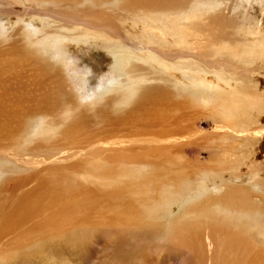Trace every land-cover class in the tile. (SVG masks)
<instances>
[{"label": "rangeland", "instance_id": "rangeland-1", "mask_svg": "<svg viewBox=\"0 0 264 264\" xmlns=\"http://www.w3.org/2000/svg\"><path fill=\"white\" fill-rule=\"evenodd\" d=\"M189 1L190 0H169V2H171L169 3L168 0H118L119 5L127 4L129 8L120 9L119 16L106 14L104 18L101 17L103 19L102 21L110 24L105 25L109 35L121 40L122 43L134 53L137 52L139 55L141 54V57L138 54H132L137 56L139 58L137 60L139 61L132 62L133 64H131V67H133L135 75L149 79L140 85V90L137 95L132 97L130 102L125 105L117 106L115 104L117 101V93L115 91L107 92L105 95L103 94L104 96H98L96 94L97 78L101 75L100 73L106 71L105 69L111 61L108 56H101L97 54V52L91 51L86 47L80 48L76 46L72 50L65 51L66 53L61 51V53L54 55V58H56L57 55L58 57L62 56L61 59L63 61L62 65L58 63L54 64L53 60L49 61L44 57L42 50L39 48L36 50L29 47L27 42H19L18 38L20 36L17 35H19L20 32L15 29H18L19 25H14L6 30V33H3L6 37L5 41L8 42H0V114L5 115V117L0 115V141L9 148L17 149L16 147L19 142L23 140L30 131L32 132L35 123L41 121L54 123L56 131L55 134H49L50 136L33 137V139L24 146L27 147L29 145L28 147L31 150L28 147L25 148L24 151L22 150V157L20 156L22 159L32 158L40 162L31 164V169L36 167L39 169L40 167V180H37V182L39 181L38 185L34 188V190H38V193L30 195L29 192H26L25 194L27 195L25 196L24 194L26 199L25 197L22 199L23 196L21 198V196L14 195L15 191L9 189L5 193L3 191L0 193V231L3 224L5 222V224H9L13 216H15V218L17 217L18 220L24 219L25 221L29 216L28 223H26L30 225L32 220H38L34 217L33 213L38 211L40 207L42 208L38 212L41 221V230H39V228L34 229L33 226L29 227L26 224V227H23L29 228L30 236H34L33 238L30 237V240L33 248H35V245L37 246V250L31 251V256L23 255L22 257H16L12 254L13 252L9 250L5 254V257H1L3 262L6 264H264V233L259 234L253 232V234L250 235L246 229L247 226L245 227L241 223H232L230 227L223 226L225 229L219 231L221 226L217 225L218 229L214 220H209L207 228L212 232L208 240L205 238V230L203 234V229L200 228L201 226L205 228L202 224L203 221H200L201 224L199 222L195 224H200L198 229L202 232L201 234L204 235V239L201 234L197 235V237H200L198 238L199 241H197L198 239L196 236H188L185 238L188 242L184 243V241L181 242L178 238L180 236L179 234V236L176 234L177 237L174 234V237L172 234L168 236V226L164 228L155 227L156 224H153V222H148L147 225V222H145L144 226L141 217H137L140 216L139 212L132 209V211L138 215L132 214L133 212L130 210L131 205L129 207L127 206V208H129L128 213H126L124 209L116 211L117 206H119V198H117L118 202L115 201V194L112 193L113 195L111 197L108 190L115 191V189L120 188L119 193L122 195L124 191L122 188H129L127 183L130 184V182L120 184L119 187H114L115 189H106V192L103 193L102 188L97 184L94 185V188L90 182H85L83 179V182H81L82 180H75L74 176L73 179L71 176H65V174H61L58 171L59 167L64 166L71 168V171H69L75 172V174H83L91 172L93 169L95 170V165L92 166V163L88 164V161H86L87 163L84 161L89 159L90 155L93 153H101V155L105 157V161L108 164H103V168L109 169L110 172H115V170L118 171L120 167H122L121 170L125 169V165H127V167L153 165L157 170V174L161 175V178L157 174H152V172L148 173L150 175L152 174V176H148V178L152 177L151 179L153 181H157L159 178V181H161L163 177L164 179L169 177L168 181L175 188L185 183L188 176H190L188 179L192 180L196 174L206 175L212 171L219 170L221 175L223 172L226 174V172L231 170L228 168L231 166V163L227 161V156L230 152L226 150V146L223 149V151L226 150L225 152L220 151L223 147H220L218 141L213 139L214 134L218 136L220 134L219 131L212 127V123L216 125L228 123L218 116H215L219 113V109L214 105L204 104L201 101L192 99L186 92H178L168 81L164 82L156 79L160 74H153L150 65L145 63V57L143 55H145L147 51L141 48V43L137 38L142 28L146 29V24H141L140 22L145 15L137 19L139 14L144 13V11L145 14H149V11L151 13L158 9L162 10L158 5L165 6V4L176 6L175 8L177 9H185ZM242 1L245 4L241 2V0H224V3H231H227V7L229 8L230 5V9L229 12L224 14V18L227 14L226 19L222 17L223 23L220 22L219 19H211L208 21L210 25H207V27L202 26V30L205 32L204 35L208 34L210 26L213 28L218 27V24L223 25L228 22V18L229 25H224L228 28L224 27V29L228 33L234 34H231V42H242L241 36L238 37V35H236L238 33L236 32L242 29L243 24L245 25L246 23V31L247 29L250 30V28L253 29V27L255 29L259 27L257 29H260L257 31L253 29V31L258 32L255 34V37H253L254 33L251 34L248 31L246 32V36L248 37L247 33H250L253 39L255 38L254 40H256L260 38V34L262 33V39H258V41L263 40L264 15L262 14H264V0H261L262 2L259 0ZM238 5H241V8L237 7ZM231 7L234 9L232 13ZM11 10H17V6L12 7ZM18 10H20L19 12L23 11L21 8ZM107 12L108 11H106V13ZM134 14L136 15V17L133 18L135 23L130 17ZM253 17H255V19H253ZM251 18L254 21H252ZM125 19L129 23L125 22ZM230 19L234 21H232V24H235L234 28H232ZM259 19H263V21L261 22ZM252 22L255 24L253 25ZM112 25L113 28L110 29ZM8 34L11 36L9 37ZM250 34L249 37H251ZM258 34L260 36H258ZM8 37L10 39H8ZM252 37L249 39L246 38L248 39L246 41L247 49L254 43ZM250 40L253 41L251 42ZM262 42H264V40ZM258 43L257 46L259 48L256 47V51L259 50L258 52H260L263 44ZM22 44H25V46L23 49H20L19 47L22 46ZM73 46L70 45L69 47L72 48ZM119 49L121 48H117L114 51ZM170 50H172L171 47ZM31 51H35L36 54H30ZM258 52L257 54H259ZM100 57H102V59ZM173 58L175 59L171 57L174 62V60L177 59L176 55L175 57L173 56ZM256 58L253 65L256 71L261 73L260 76L263 81L261 87L264 89V56L259 59ZM184 59L188 58L185 57ZM189 59H193V57ZM124 60L126 61L125 58L121 61L124 62ZM172 72H174V70L169 71L170 75H172ZM235 72L237 73V77H240L242 68H236ZM169 73L166 72L165 75H169ZM169 76L164 77L167 78ZM199 76L210 80L213 76V68H209L204 72L200 71ZM177 77L179 78V76H176V79H178ZM242 79L244 80H242L243 84H245V78ZM184 81L185 80L179 82L184 83ZM249 87L250 89L252 88L251 90L256 89V86L252 84H250ZM256 93L264 95L262 89L260 91L257 90ZM67 112L69 113V118L64 120V116ZM172 135H183V141L179 144L171 145L177 146L178 151L169 152L160 150V148L169 147V145L159 146L161 143L158 141ZM151 147H156L157 150L151 151V149H149ZM217 150H219V152ZM262 151L261 155L264 154V150ZM221 152H223L222 155ZM223 156L225 161L222 160ZM219 159L221 163L218 162ZM225 162L230 165L227 167ZM82 165L85 169L82 168ZM241 167L243 170V166L239 168ZM184 168L185 171L187 170V175L183 173ZM190 173H192V175ZM54 177H56L55 180H53ZM62 178L63 181L66 178L65 181L70 189H64L65 186ZM70 179L72 183H69L71 182ZM182 179L185 180L182 181ZM39 184L41 189L37 188ZM121 186L123 187L121 188ZM121 195L120 201L122 203L126 199ZM113 197H115V199ZM31 200H36V202L32 201V204H29ZM111 203L112 207L109 206ZM115 204H117L115 207L116 209L114 208ZM248 204L249 202L246 203V206H248ZM231 205L233 207L234 204H230L229 207H231ZM49 206L50 208H48ZM33 207H37L36 209L38 210H33ZM175 211L176 210H174L173 214H175ZM44 213L48 214H46L48 218L51 216L50 214L54 213L53 218L50 217L52 220L51 225L45 224L48 219L42 215ZM124 213H126L125 217L123 216ZM15 218L13 219L14 226L16 227L18 221L16 222ZM137 218L139 219L137 220ZM149 224H151V226ZM192 224L185 223V227H191L193 229ZM105 226L106 228H104ZM60 227L63 228L61 229ZM114 227H120L118 229L123 233H127L128 230L129 235L121 234L119 237L107 236L108 230L106 229H109L111 232L114 230ZM60 230H62V232ZM134 232L137 237L134 236ZM234 233H242L243 238H247L246 241L248 242L246 244L252 241L248 247H259V251L260 249L263 251H260V254L259 252H255L256 254L248 256L246 254L242 256L240 253L241 257L239 253H237L239 247L237 248L236 241H232V237L237 238V234L234 235ZM54 234L55 237L53 236ZM134 237L135 239H132ZM171 237L174 239L172 240ZM262 237L263 239H261ZM167 239L172 241L170 242ZM191 239L192 241H190ZM236 240L241 245V242L238 239ZM128 242L129 244H127ZM198 242L201 243V246ZM233 247L235 248L232 249ZM196 248L197 250H195ZM202 249H207L208 251L206 252L204 250V252ZM203 253L204 255H202ZM211 255L214 256L212 257ZM225 255H228L226 259L223 258ZM221 256H223V260L221 259L222 262L219 260Z\"/></svg>", "mask_w": 264, "mask_h": 264}, {"label": "bare ground", "instance_id": "bare-ground-1", "mask_svg": "<svg viewBox=\"0 0 264 264\" xmlns=\"http://www.w3.org/2000/svg\"><path fill=\"white\" fill-rule=\"evenodd\" d=\"M228 2L224 3V0H190L187 4L188 6L185 7V9H177L175 8L176 6L174 7L171 4H165V6L158 5V7L162 10L158 9L151 13L149 11V14H145L144 11V13H141L137 16L138 19V17H143L145 15V18L143 17L140 22L141 24H146V29L142 28L137 38L141 43V48L146 49L147 51L146 54L143 55L145 57V63L150 65L153 74H160L156 79L162 80L164 82L168 81L175 90L182 93L186 92L187 95L194 100L201 101L204 104L214 105L219 109V113L215 116H218L219 118L228 122L224 125H216L212 123V127L215 130L219 131L220 135L218 136L217 134H214L213 139L218 141L220 147H223L220 151H223L226 146V150L230 152L227 156V161L231 163V166L228 167V165L230 164H227L225 162V164H227V167L231 169H228L229 172H226V174H224L223 172V174L220 175V172L217 169L218 171H212L206 175L196 174V176L192 180L188 179L190 178V176H188L186 180L184 179L185 183L180 184L179 182L180 186L178 185V188H175L168 181L169 177H167L166 179H164L163 177L162 180L160 179L161 181H159V178L157 181H153L151 179L152 177L148 178V176H152V174H157V170L153 165H150L151 167L149 165L128 167L127 165H125V169L121 170L122 167H120L118 168V171L115 170V172H110L109 169L107 170L103 168V164H106L107 162L105 161V157L101 155V153H93L90 155L89 159L84 160L85 163H87L86 161H88V164L92 163V166L95 165V170L93 169L91 172L86 171L87 173L75 174V172H70L71 168L67 166L58 168V171L61 174H65V176L69 175L72 178L74 176L75 180L79 181L83 179L85 182H90L93 187L97 184L102 188L103 193L106 192V189H115L114 187L117 188L120 186V184L130 182V184L127 183L129 188L123 187L124 185L121 186V188L123 187L122 189L125 191L126 195L124 191L122 192V195L119 193L120 188L115 189V191L108 190V193L110 192L111 197L113 194H115V201H117V198H119V202L117 201L119 203V206H117V204L114 205V208L117 206L116 211L124 209L126 213H128L129 208H127V206L129 207L131 205L130 210H137L140 216H137L138 214L136 215L133 211L132 214H135L137 217H141L143 225L145 222H147L146 225L148 224V222H153V224H156L155 227L164 228L165 226H168V236L170 234H174L175 236L176 234L177 236L180 235L178 238L181 240V242L184 241V243L188 242V240L185 239L186 237H197V235H200L204 230L205 238L209 240L212 232L207 228V223H209V220H214L216 226H221V230L217 226L219 231L225 229L223 226L230 227L232 223H241L245 227L247 226L246 229L248 230L250 235H252L253 232L259 234L264 233V154L261 155V152H263L262 150H264V95L256 93L257 90L260 91L262 89L264 91V89L261 87L263 85L261 84L263 82L260 76L261 73L256 71L253 65L256 57V59H259L264 56V42H262L264 39L258 41V39H262L261 36H263V34L261 33V36L258 34L260 38L256 37L258 39L254 40L255 38L253 39V37H255V34L258 33L255 31L260 30L257 29L259 27H256V29L253 27L255 31H253L252 28H250V30L247 29V31L251 34L254 33L253 37L250 33H247L248 37L250 34L252 39L254 40L253 44L250 45L248 43L250 46L247 49L246 41L251 38H248L246 36L247 23L245 25L243 24V28L236 32L238 33L236 35H238V37L241 36L242 38V42L240 41L241 43H237V41H230V39L232 38L231 34L233 33H228L224 29V27L228 28L227 26H224L227 24L229 25L228 18V22L224 20L227 23H224L223 25L220 24L222 27L219 24L218 27H213L214 29L210 26V30H207L211 34L208 32L207 35H204L205 32L202 30V26L207 27V25H210L208 21H210L211 19H219L220 22L223 23L222 17L224 18V14L229 12L230 9V5L229 8L227 7V5L231 3ZM241 2L243 1L241 0ZM15 6H17V10L12 11L11 8ZM240 6L241 5H238L237 7ZM20 8L23 10L22 12H19L20 10L18 9ZM126 8H129L128 5H119L118 0H0V42L3 43V41L6 40V37L3 35V33H6V30L13 27L14 25H19L18 29L14 27L20 32L19 35H17L20 36L18 38L19 42H27V44H29V47L36 50L39 48L40 50H42L44 57L49 61L53 60L54 64L58 63L59 65H62L63 63L61 59L62 56L58 57L57 55L56 58H54V55L61 53V51L66 53L65 51L72 50L76 46L80 48L86 47L91 51L97 52V54L101 56H108L111 61L108 63V65L106 64L108 66L105 69L106 71L100 73L101 75L99 76V78H97L96 94L98 96H101L103 94L105 95L107 92L115 91L117 93V101L115 104L117 106L125 105L130 102V99L132 97L137 95L138 91L140 90V85L143 82L148 81L149 79L134 74L131 64H133L132 62L139 61L137 60L139 58L137 56H134L136 54L139 55V53H134L130 50V48L123 44L121 40L109 35L107 29L105 28V25L110 24L102 21L103 19L101 17L104 18V15L106 14L119 16V10ZM106 11L108 12L106 13ZM233 11L234 9L232 8L231 13ZM130 17L135 23L133 18H135L136 15L134 14ZM226 17L227 14L224 19H226ZM253 19H255V17H253ZM253 19L252 21H254ZM124 21L127 22L126 19ZM232 21L233 20L230 21L231 24ZM260 21L262 22L263 19ZM252 23L253 25L255 24L254 22ZM234 25L235 24H232V28H234ZM111 28H113V25L110 26V29ZM36 34L39 36H37ZM10 36L11 35H9V37ZM9 37L8 39H10ZM6 42L8 41H5V43ZM258 42L260 44H263V46L260 45L262 46L260 52H258L259 50L256 51V47L259 48L257 46ZM68 44L69 46H74L71 48L68 46ZM24 46L25 44H22V46H20L19 48L23 49ZM170 47L172 48V50H170ZM117 48L121 49L114 51ZM257 52L259 54H257ZM30 54L35 55L36 53L35 51H31ZM175 55L177 59L173 62L172 59H175L173 58V56L175 57ZM139 56L141 57V54ZM180 57H182L183 59ZM185 57L188 59H184ZM191 57H193V59H189ZM100 58L102 59V57ZM124 58L126 59V61L124 60V62H122L121 60ZM238 67L242 68L240 77H237V73L235 72V69ZM209 68H213V76L211 77V79L207 80L205 78H201L199 76V72H204ZM171 70H174V72L171 73L172 75H170L169 73V71ZM166 72H168L170 76L165 75ZM164 76L169 77L165 78ZM176 76H179V78L177 77L178 79H176ZM242 78H245V84H243L244 80ZM183 80H185L184 83H182ZM250 84L255 85L256 89L251 90L252 88L250 89L249 87ZM0 115L5 117L4 114ZM68 118L69 113L67 112V114L64 116V120ZM54 125V123H47L44 121L35 123L32 132L29 130L30 133H28V135L19 142L18 146L16 147L17 149L9 148L0 141V193H2V191L5 193L9 189L11 191H15L14 195L19 197L21 196V198L23 196L22 199H24V197L27 195L25 194L26 192H29L30 195H33V193H38V190H34V188H36V185H38L39 182H37V180L39 179V174L41 175V173H39L40 167L39 169L37 167L31 169V164H33L34 162L37 163L38 161L32 158L22 159L20 158V156L22 157L23 155L22 150L24 151L25 148H27L29 145L27 147L24 146H26V144H28L33 139V137L55 134L56 131ZM181 141H183V135H172L163 138L158 142L161 143H159V146L169 145V147H162L160 148V150L177 152L178 147L171 145L179 144ZM149 149H151V151L157 150L156 147H151ZM217 151L219 152V150ZM223 152H221V155L223 154ZM221 155L219 154V156ZM224 159L225 158L223 156L222 160ZM218 162L221 163V160L219 159ZM240 166H243V170L242 167L239 168ZM82 168L85 169L83 165ZM186 171L184 168L183 173H185V175H187ZM149 172H152V174H148ZM190 174L192 175V173ZM158 176L161 178V175ZM155 177L157 178L156 175ZM55 178L56 177H54L53 180H55ZM65 179L63 181V184L65 186L64 189H70ZM83 180L81 182H83ZM184 180L182 179V181ZM69 183H72V180ZM37 188L41 189L40 184L39 186H37ZM120 195L122 197H125L126 199L122 203L120 201ZM113 198L115 199V197ZM32 201L34 200H31V203L29 204H32ZM34 202H36V200ZM248 202L249 204L248 206H246V203ZM48 203L51 204L50 202ZM230 204H234L233 207L232 205L231 207H229ZM109 206L112 207V203ZM33 208V210H35L37 207ZM48 208H50V206ZM41 209L42 208L40 207V209H36L38 211L35 212L32 210L34 212V217L38 220H32L30 225L27 224L29 216L28 218H26L25 215L24 217L27 219L26 221L24 219L18 220L17 217L15 218V216H13L11 217V220L13 221L10 220L9 224H5L6 222L3 224L0 231V246L2 247V249L0 247V264H6L5 262H3V260H1V257H5V254L9 250L10 252L12 251V254L16 257H22L23 255L31 256V251L37 250V246L35 245V248H33V245L31 243L29 228L23 227H26V224L29 227L33 226L34 229L39 228V230H41V221L39 218L40 216L38 215V212ZM174 210H176L175 214H173ZM126 213H124V217L126 216ZM46 214L47 213L42 214L46 217V219H48L46 220L45 224L51 225L52 220L50 219V217L53 218L54 213L50 214L51 216H49V218L47 217L48 214ZM13 218L16 219V222L18 221L16 227L14 226ZM138 219L139 218H137V220ZM200 221H203L202 224L205 227H200L203 229L202 232H200V230L198 229L199 225L201 224ZM197 222H199L200 224L196 225L195 223ZM185 223H193V229L191 227H185ZM149 225L151 226V224ZM104 228H106V226ZM118 228L114 227V230L111 232L109 231V229H106L108 230V233L106 235L118 237L121 234L129 235L128 230L127 233H123ZM60 231L62 232V230ZM236 234L237 238L232 237V241H236L235 243H237V248L239 247L237 249V253H239V255L241 253L242 256L244 254L248 256L256 254L255 252H259L260 254L263 251L262 249H260V252L259 247H248V245L252 243V241L249 244H246L248 242L246 241L247 238H243L242 233ZM236 234L234 233V235ZM53 236L55 237V234ZM134 236L137 237L135 235V232ZM202 236L201 237L204 239V235ZM135 237L132 239H135ZM173 237H171L172 240L174 239ZM198 238L200 237H197V239ZM236 239L241 242V245ZM261 239H263V237ZM167 240L170 241L169 239ZM190 241H192V239ZM197 241H199V239ZM198 243L201 246L202 241L201 243ZM127 244H129V242ZM234 248L235 247H233L232 249ZM195 250H197V248ZM202 250H205L206 252L208 251L207 249ZM234 252L236 253L235 250ZM202 255H204V253ZM211 256L213 257L214 255ZM227 256H221L219 260L221 261V259L223 260V258L226 259Z\"/></svg>", "mask_w": 264, "mask_h": 264}]
</instances>
